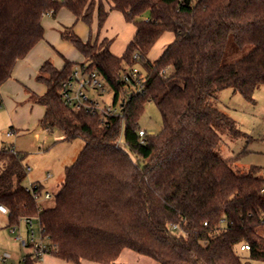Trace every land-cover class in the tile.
<instances>
[{"label": "trees", "instance_id": "obj_1", "mask_svg": "<svg viewBox=\"0 0 264 264\" xmlns=\"http://www.w3.org/2000/svg\"><path fill=\"white\" fill-rule=\"evenodd\" d=\"M62 6L88 24L97 11L100 27L116 9L137 27L121 56L108 40L63 33L85 56L87 70H99L119 110L101 116L66 104L63 82L81 63L42 64L37 79L47 89L32 95L45 107L40 126L58 127L64 140L82 137L85 145L49 208L24 185V152L0 148V204L10 225L36 218L49 251L77 264L114 263L126 248L157 264L264 261V170L243 171L236 158L219 154L218 128L233 121L214 103L222 88L232 86L252 101L264 85V0H0V85L43 38V16ZM165 31L175 39L151 60ZM231 39L252 48L225 63ZM135 68L145 78L140 92L124 79ZM148 101L156 103L162 128L141 139ZM32 185L41 192V184ZM242 244L250 246L247 258L238 251ZM29 247L24 264H38Z\"/></svg>", "mask_w": 264, "mask_h": 264}, {"label": "rangeland", "instance_id": "obj_2", "mask_svg": "<svg viewBox=\"0 0 264 264\" xmlns=\"http://www.w3.org/2000/svg\"><path fill=\"white\" fill-rule=\"evenodd\" d=\"M252 48L251 45L238 47L231 39L229 41L223 61H234ZM170 69H168L169 73ZM113 94L111 91H105L99 98L102 102L110 103ZM215 105L225 111L232 119L233 124L229 127L219 129L222 136V142L218 152L222 157L236 158L237 164L243 171H249L254 166H260L264 170V85L257 88L254 93V100L246 99L234 87L228 86L218 90L215 94ZM140 125L150 133H158L162 128L161 113L153 101H148L145 110L139 119ZM10 131V128L7 129ZM30 131L19 137L12 135L4 139L5 146L15 145L24 152L23 162L26 165L27 176L24 179V185L27 187L38 182L42 185L39 203L43 208H49L56 203V194L59 192L65 179L66 167L71 165L78 157L80 151L85 145L82 137H76L73 140H64L63 133L55 127L52 131L39 130ZM2 132H0L1 135ZM6 134V132H4ZM121 142L124 144V137L121 135ZM49 192L50 197H45ZM19 224V225H18ZM16 224V229L6 222V219L0 216V254L15 253L21 257L18 264H24L26 254L30 252V247L22 245L17 237H28L27 228L24 220ZM36 237L39 235L40 227L36 221L34 224ZM264 230V227H263ZM133 252L134 256L126 258L131 259L127 264H157L158 262L147 255ZM243 258H247L248 251L238 250ZM9 260V259H8ZM2 262H4L2 260ZM251 264H264L261 260H250Z\"/></svg>", "mask_w": 264, "mask_h": 264}, {"label": "crops", "instance_id": "obj_3", "mask_svg": "<svg viewBox=\"0 0 264 264\" xmlns=\"http://www.w3.org/2000/svg\"><path fill=\"white\" fill-rule=\"evenodd\" d=\"M145 17L147 18V16ZM42 23L44 27L43 38L34 45L25 57L16 62L12 76L0 85V132H2L0 148L12 146L15 150L23 152L13 144L5 146L4 139L10 138L12 135L21 137L35 130H37L36 135L38 136L39 130L51 131L39 124L45 113V107L32 99L33 94H43L47 89L46 85L37 79L40 67L47 60L51 61L58 69H63L67 62L82 63L85 61L83 53L68 38L63 36L64 32L72 29L81 39L92 43L100 44L103 40H108L110 41L111 52L117 56L124 54L137 32V27L127 21L125 15L116 9L109 11L101 27L97 11L94 13L91 24H88L65 6H62L56 13L45 14ZM174 39L175 33L173 31L163 32L149 51L148 57L151 60L159 58ZM9 128L10 131H7ZM0 216L6 219L9 226V214L0 212ZM25 227L27 228L26 223ZM127 249H124L119 258L110 264H127L125 263L126 258L134 256L133 252ZM5 254H8L9 257L4 262L0 259V264H18L21 260V257L15 253ZM0 256L2 255L0 254ZM129 261L131 262V259ZM43 264L77 263L59 258L50 252L45 256ZM81 264L104 263L84 259Z\"/></svg>", "mask_w": 264, "mask_h": 264}, {"label": "built area", "instance_id": "obj_4", "mask_svg": "<svg viewBox=\"0 0 264 264\" xmlns=\"http://www.w3.org/2000/svg\"><path fill=\"white\" fill-rule=\"evenodd\" d=\"M124 79L132 82V88L135 92L142 91V83L145 78L139 73L137 68L131 70L129 74H126ZM104 82L105 81L97 68L87 70L86 64H76L70 77L63 82L61 90L62 98L66 104L74 107L75 109H84L92 113H98L101 116L115 113L119 110L118 106L113 105L111 102H102L98 98L106 91ZM146 133L150 132L143 127L139 130L141 139ZM119 142H121V140H119ZM35 187L36 185H31L30 187L28 186V189L37 199H39L41 192L35 191ZM262 190L264 191V187ZM45 197H50L49 192H46ZM0 212L8 214V208L4 204H0ZM24 220L27 226L28 237L22 238V236L19 235L17 239L22 243V245H31L37 256L38 264H43L45 256L50 253L49 242L42 236L41 228L39 235L36 237V231L34 228L35 222H38L36 218L32 217ZM15 229L16 225L12 228V230L14 231ZM240 248L242 250H247L250 249V246L249 244H242ZM8 257L9 255L5 254L0 256V259L6 261Z\"/></svg>", "mask_w": 264, "mask_h": 264}]
</instances>
